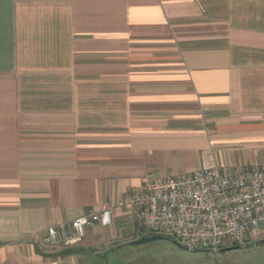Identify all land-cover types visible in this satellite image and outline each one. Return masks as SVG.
Instances as JSON below:
<instances>
[{
    "label": "crops",
    "instance_id": "1",
    "mask_svg": "<svg viewBox=\"0 0 264 264\" xmlns=\"http://www.w3.org/2000/svg\"><path fill=\"white\" fill-rule=\"evenodd\" d=\"M205 162L264 167V0H0V264L154 235L120 200ZM105 204L111 226L43 243Z\"/></svg>",
    "mask_w": 264,
    "mask_h": 264
},
{
    "label": "built area",
    "instance_id": "2",
    "mask_svg": "<svg viewBox=\"0 0 264 264\" xmlns=\"http://www.w3.org/2000/svg\"><path fill=\"white\" fill-rule=\"evenodd\" d=\"M119 206L132 207L153 234L189 249L218 251L227 243L251 244L264 239V167L226 174L215 162H205L193 173L148 181L142 192L124 196ZM114 208L105 204L50 225L43 231V243L77 244L87 228L111 226Z\"/></svg>",
    "mask_w": 264,
    "mask_h": 264
},
{
    "label": "rangeland",
    "instance_id": "3",
    "mask_svg": "<svg viewBox=\"0 0 264 264\" xmlns=\"http://www.w3.org/2000/svg\"><path fill=\"white\" fill-rule=\"evenodd\" d=\"M134 224L124 223V234L134 233ZM138 224V222H137ZM238 249L226 247L223 251L205 249L196 251L177 247L171 239H159L142 244L128 243L109 253H103L90 264H264V243L240 245Z\"/></svg>",
    "mask_w": 264,
    "mask_h": 264
},
{
    "label": "water",
    "instance_id": "4",
    "mask_svg": "<svg viewBox=\"0 0 264 264\" xmlns=\"http://www.w3.org/2000/svg\"><path fill=\"white\" fill-rule=\"evenodd\" d=\"M159 239H170V238L162 236V235L154 234V235H151V236L143 237V238H141L139 240L134 241L133 243L142 244V243H145V242H150V241L159 240ZM171 241H172V243H174L177 247H179L181 249L190 250L189 247H187L186 245H183L182 243H180L177 240L171 239ZM240 247L241 246L234 245V246L230 247L229 249H238ZM204 250L205 249H196V251H204Z\"/></svg>",
    "mask_w": 264,
    "mask_h": 264
},
{
    "label": "trees",
    "instance_id": "5",
    "mask_svg": "<svg viewBox=\"0 0 264 264\" xmlns=\"http://www.w3.org/2000/svg\"><path fill=\"white\" fill-rule=\"evenodd\" d=\"M149 236H151V235H149Z\"/></svg>",
    "mask_w": 264,
    "mask_h": 264
}]
</instances>
